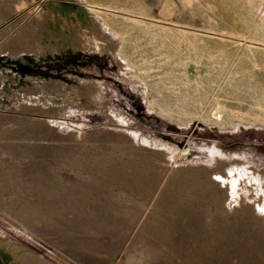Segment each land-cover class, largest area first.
<instances>
[{
  "label": "rangeland",
  "instance_id": "1",
  "mask_svg": "<svg viewBox=\"0 0 264 264\" xmlns=\"http://www.w3.org/2000/svg\"><path fill=\"white\" fill-rule=\"evenodd\" d=\"M1 1L0 244L51 264H85L84 238L71 229H81L80 220L91 227L93 218L116 214V222L132 225L87 234L115 241L117 232L125 235L113 264L133 238V264H264V0H242L241 27L230 22L220 0H79L103 18L99 33L82 14L63 18L75 10L60 0H49L48 18L38 14L42 25L35 19L41 5L24 13L40 0ZM74 30L78 41L96 48L73 45ZM37 175L88 182V188L44 193L29 185ZM206 181L222 193V204L200 186ZM146 213L165 225V243L139 229ZM206 226L218 231L212 241Z\"/></svg>",
  "mask_w": 264,
  "mask_h": 264
},
{
  "label": "bare ground",
  "instance_id": "2",
  "mask_svg": "<svg viewBox=\"0 0 264 264\" xmlns=\"http://www.w3.org/2000/svg\"><path fill=\"white\" fill-rule=\"evenodd\" d=\"M29 1V0H28ZM31 1V0H30ZM34 1V0H33ZM61 1H64V2H68V3H70V4H73V5H75L76 7H82L85 11H84V14L85 15H83V23L84 24H89L90 26H89V28H91L92 30H94V31H96L97 32V30L99 29V25L101 24V22L103 23V18L102 17H100L99 15H95V13L90 9V8H86L83 4H81V3H79V0H60L59 2H61ZM221 2V4H224L225 6H223V8L225 7H227L228 8V10H229V13H230V19H231V21L230 22H233L234 24H236V25H238L237 27H241L245 22H246V19L245 18H243V11H241V10H243L244 8H245V3H243L242 2V0H220ZM219 3V4H220ZM226 3H228V4H226ZM0 5H2L3 6V2L0 0ZM13 5H14V2H13ZM39 5H41L40 6V9L38 10V7H39ZM11 6V5H10ZM28 6H32L30 9H28V11L26 10L24 13H28V12H33V11H37V15L35 16L36 18V21L38 22V24H43V20L41 19L43 16H45V18H48L47 16V13H49L48 11H51V12H53V10H52V6H51V4H49V0H40V2H36L35 4H32V2H30V5H28ZM221 6V5H220ZM13 7H15V6H13ZM1 8V7H0ZM4 8V7H3ZM11 8V7H10ZM224 8V9H225ZM16 9V8H15ZM14 9V10H15ZM5 10V9H4ZM245 10V9H244ZM6 11V10H5ZM248 11V10H247ZM226 12V11H225ZM11 13V12H10ZM29 13V14H30ZM32 14V13H31ZM38 14H40V17L41 18H39L38 17ZM227 14V13H226ZM6 15H8V14H6ZM228 15V14H227ZM243 15V16H242ZM31 16V15H30ZM30 16H29V19H30ZM34 16V15H33ZM76 16H77V13L76 12H73V13H71V14H68V15H66L65 17H64V15H62V17L63 18H67L68 20H75L76 19ZM96 16V17H95ZM98 16V17H97ZM20 19H21V17H19ZM27 18V17H26ZM55 18V17H54ZM28 19V20H29ZM34 20V19H33ZM59 20V19H58ZM62 20V19H61ZM96 21H98L97 23H96ZM17 22H19V19H15V20H13L12 21V25H14V24H16ZM31 22H33V21H31ZM36 22V23H37ZM232 23V24H233ZM48 24V23H47ZM19 25V24H18ZM41 25H40V27H41ZM103 25H104V23H103ZM106 25V24H105ZM46 26V25H45ZM101 26H102V24H101ZM39 27V28H40ZM103 27V26H102ZM21 28V27H20ZM71 28H72V26H71ZM23 29H24V27H23ZM100 29H101V27H100ZM62 30V29H61ZM108 30V29H107ZM2 31V30H1ZM63 31V30H62ZM69 31H70V29H69ZM42 32V31H41ZM45 32V31H44ZM68 32V31H67ZM62 33V32H61ZM97 33H99V31L97 32ZM110 33H112V32H110ZM114 33V32H113ZM79 33H78V31H75L74 30V34H73V39L72 40H74V41H72V44L73 45H75V46H79L80 48H82V49H90L89 51H91V49L92 50H94L95 48H96V46H97V44L96 45H94V44H92V43H85V44H82V42L81 41H78L79 40V38H80V36L78 35ZM96 34V33H95ZM45 35V34H44ZM115 35V34H114ZM113 35V36H114ZM32 36H33V34H32ZM34 36H35V33H34ZM38 36V35H37ZM48 36H49V34H48ZM47 36V37H48ZM63 36V35H62ZM70 36V35H69ZM98 36V35H97ZM45 37V36H44ZM60 37V36H59ZM58 37V38H59ZM67 37V36H66ZM116 37V36H115ZM35 38V37H34ZM33 38V39H34ZM38 38V37H37ZM49 38V37H48ZM63 38V37H62ZM32 39V40H33ZM54 39V38H53ZM96 39V38H95ZM113 39V38H112ZM116 39V38H115ZM118 39V38H117ZM57 40V39H56ZM63 40V39H62ZM66 40V39H65ZM68 40V39H67ZM66 40V41H67ZM110 40H111V38H110ZM119 40V39H118ZM39 41H41V40H39ZM46 41V40H45ZM47 41H49V39L47 40ZM52 41V40H51ZM50 41V42H51ZM113 41V40H112ZM43 42V41H42ZM54 42H56L57 44H62L61 42H59V41H54ZM246 42V40L244 41V43ZM26 43V42H25ZM117 43H119V42H117ZM254 43V42H253ZM37 44H38V42H37ZM37 44H36V46H37ZM53 44V43H52ZM110 45H111V43H109ZM114 44H115V42H114ZM45 46V45H44ZM54 46V45H53ZM61 46H63V45H61ZM39 47V46H38ZM42 47V46H41ZM114 47V46H113ZM116 47V46H115ZM118 47V46H117ZM23 48V47H22ZM54 48V47H53ZM119 48V47H118ZM117 48V49H118ZM24 49V48H23ZM79 49V48H78ZM102 49V48H101ZM116 49V48H115ZM120 49V48H119ZM29 51V50H28ZM87 51V50H86ZM104 51V50H103ZM110 51V50H109ZM94 52V51H93ZM101 52H102V50H101ZM112 52V51H111ZM98 53V52H97ZM114 53V52H113ZM115 55H117V54H115ZM119 55V54H118ZM122 61H123V59H122ZM125 62V61H124ZM119 63V62H118ZM117 63V64H118ZM123 64V63H122ZM122 64L120 65L121 67H122ZM123 66H125V65H123ZM126 67H127V65H126ZM120 69H125V68H120ZM128 69V68H127ZM126 70V69H125ZM129 70V69H128ZM126 73V72H125ZM132 73V72H131ZM44 82V81H43ZM54 82V81H53ZM57 82V81H56ZM50 83V82H49ZM48 83V84H49ZM55 83V82H54ZM56 84H58V82L56 83ZM92 84V83H91ZM49 85H51V84H49ZM46 86V85H45ZM48 86V85H47ZM52 86V85H51ZM56 86V85H55ZM88 86H89V84H88ZM91 86V85H90ZM57 87V86H56ZM84 87V86H83ZM28 88V87H27ZM52 88V87H51ZM88 90H89V88H87ZM73 91V90H72ZM90 94H91V92H90ZM93 95V94H92ZM88 96V95H87ZM69 97V96H68ZM89 97H90V95H89ZM65 99H66V97H65ZM57 100V99H56ZM60 103V102H59ZM56 106V105H55ZM64 106V105H63ZM54 107V106H53ZM58 107V105L56 106V108ZM44 108V107H43ZM50 108H51V106H50ZM60 108V107H59ZM221 108V107H220ZM54 109V108H53ZM56 111V110H55ZM111 112V111H110ZM215 114V113H214ZM216 115V114H215ZM10 116V115H9ZM123 118V117H122ZM212 118V117H211ZM40 122V121H39ZM43 123V122H42ZM20 124V123H19ZM44 125V124H43ZM23 126V125H22ZM22 126H20V127H22ZM24 127V126H23ZM25 127H27V126H25ZM6 128V127H5ZM4 128V129H5ZM42 128V127H41ZM43 129V128H42ZM19 130V129H18ZM4 131V130H3ZM21 131H23V130H21ZM41 131V130H40ZM71 131V130H70ZM9 133V132H8ZM21 133V132H20ZM19 133V134H20ZM44 133V132H43ZM109 133V132H108ZM113 134V133H112ZM23 135V134H22ZM46 135V134H45ZM99 135V134H98ZM98 135H97V137H98ZM17 136V135H16ZM19 136V135H18ZM25 135H23V137H24ZM31 136V135H30ZM42 136H44L43 134H41V137ZM118 136V134L116 135V137ZM40 137V136H39ZM46 137V136H45ZM49 137V136H48ZM21 138H22V136H21ZM58 138H60V137H58ZM133 138V137H132ZM16 139H17V137H16ZM19 139V138H18ZM17 139V140H18ZM25 139V138H24ZM49 139V138H48ZM53 139V138H52ZM61 139H62V137H61ZM109 139V138H108ZM20 140V139H19ZM18 140V141H19ZM86 140V139H85ZM21 141V140H20ZM63 141V140H62ZM121 141V140H120ZM142 141V140H141ZM21 142H25V141H21ZM42 142V141H41ZM116 142V141H115ZM119 142V141H118ZM6 143V142H5ZM19 143V142H18ZM38 143V142H37ZM145 143H147V142H145ZM153 143V142H152ZM157 143V142H156ZM17 144V143H16ZM21 144H23V143H21ZM21 144H19V145H21ZM24 144H26V143H24ZM54 144V143H53ZM65 144V143H64ZM131 144V143H130ZM151 144V143H150ZM15 145V144H14ZM32 145V144H31ZM58 145V144H57ZM62 145V144H61ZM61 145H59V146H61ZM66 145V144H65ZM153 145V144H152ZM23 146V145H22ZM33 146V145H32ZM72 146H74V145H72ZM120 146V145H119ZM18 147H20V146H18ZM27 147V146H26ZM30 147V146H29ZM75 147V146H74ZM123 147V146H122ZM159 147V146H158ZM161 147V146H160ZM164 147V146H163ZM70 148V147H69ZM154 148V147H153ZM33 149V148H32ZM61 150V149H60ZM72 150V149H71ZM74 150V149H73ZM21 151V150H20ZM59 151V150H58ZM68 151V150H67ZM66 151V152H67ZM169 151V150H168ZM75 152V151H74ZM146 152V151H145ZM163 151H161L160 153H162ZM254 152V151H253ZM57 153V152H56ZM69 153V152H68ZM164 153V152H163ZM168 153V152H167ZM153 154V153H152ZM165 154V153H164ZM252 154V153H251ZM254 154V153H253ZM252 154V155H253ZM258 154V153H257ZM60 155V154H59ZM76 155V154H75ZM144 155V154H143ZM169 155V154H168ZM57 156V155H56ZM69 156V155H68ZM164 156H166V154L165 155H163V157ZM172 156V155H171ZM257 156V155H256ZM260 156V155H259ZM63 157V156H62ZM148 157H150V156H148ZM154 157V156H153ZM243 157V156H242ZM241 157V158H242ZM64 158V157H63ZM74 158V157H73ZM236 158V157H235ZM234 158V159H235ZM245 158H248V156L246 155V157ZM244 158V160H246ZM251 158V157H250ZM254 158V157H253ZM255 158H257V157H255ZM75 159V158H74ZM146 159H148V158H146ZM164 159V158H163ZM222 159V158H221ZM234 159H232V161L234 160ZM260 159V158H259ZM166 160V159H165ZM253 160V159H252ZM252 160H251V162H252ZM163 161V160H162ZM167 161H169V160H167ZM236 159H235V161H233V162H235L236 163ZM256 161V160H255ZM244 163H245V161H243ZM247 162V161H246ZM261 162V161H260ZM68 163H70V162H68ZM230 163H232V162H230ZM238 163V162H237ZM239 163H242V162H240V160H239ZM238 163V164H239ZM74 164V163H73ZM237 164V165H238ZM243 164V163H242ZM246 164V163H245ZM96 165V164H95ZM183 165V164H182ZM244 165V164H243ZM259 165V164H258ZM258 165H256V168H257V166ZM71 166H72V164H71ZM176 166V165H175ZM247 166H251L250 164H248ZM260 166H262V165H260ZM264 166V165H263ZM74 167H76V166H74ZM240 167H242V165L240 166ZM79 168V167H78ZM85 168V167H84ZM176 168V167H175ZM250 168V167H249ZM255 168V167H254ZM261 168V167H260ZM76 169V168H75ZM81 169V168H80ZM241 169V168H240ZM244 169H245V167H244ZM246 169H248V168H246ZM262 169V168H261ZM261 169H259V170H261ZM79 170V169H78ZM166 170V169H165ZM243 170V169H242ZM254 170V169H253ZM253 170H251V171H253ZM75 171V170H74ZM74 171H73V173H74ZM81 171V170H80ZM89 171H91V170H89ZM95 171V170H94ZM234 171H235V169H234ZM264 171V170H263ZM263 171H259V172H263ZM20 172V171H19ZM35 172V171H34ZM77 172V171H76ZM250 172V171H249ZM254 172H255V170H254ZM258 172V174H260ZM55 173V172H54ZM84 173H85V171H84ZM99 173V172H98ZM242 173H244V172H242ZM264 173V172H263ZM263 173H261V176L263 177ZM250 174V173H249ZM252 174V173H251ZM224 175V174H223ZM253 175H254V173H253ZM55 176V175H54ZM63 176V175H62ZM77 176V175H76ZM80 177H81V175H79ZM78 176V177H79ZM250 176H252V175H250ZM255 176H256V174H255ZM254 176V177H255ZM51 177V176H50ZM247 177V176H246ZM258 177H260V176H258ZM31 179V178H30ZM50 179V178H49ZM48 179V177L46 178V177H41V175L40 176H36L35 178H33L31 181H30V183H29V185H31V186H36L37 187V190H38V188L39 189H41L42 191H43V189H44V193H45V189L46 188H48V187H52V189H51V191L53 190L54 191V193H57L58 192V190L60 189V188H64L65 186H70V185H74V187H77V188H83L84 190L86 189V188H88V187H86L87 186V183L85 184L86 186H84V184H82V181L80 182L79 180H76L75 179V181L74 182H72V184L68 181V180H64L63 178H60L59 176L58 177H54V178H52L51 180H49ZM110 179V178H109ZM243 179H244V177H243ZM255 179V178H254ZM261 179V178H260ZM258 180V181H261V180ZM82 180V179H81ZM90 180V179H89ZM240 180V179H239ZM263 180H264V178H263ZM79 181V182H78ZM92 181H93V179H92ZM108 181V180H107ZM127 181V180H126ZM125 181V182H126ZM233 181H234V179H233ZM252 181V180H251ZM255 181V180H254ZM84 182V181H83ZM91 181H89V183H90ZM253 182V181H252ZM262 182V181H261ZM27 183V182H26ZM26 183H24L25 185H28V183L26 184ZM119 183V182H118ZM254 183H256V182H254ZM258 183V182H257ZM256 183V184H257ZM93 184H96V183H93ZM109 184V183H108ZM112 184V183H111ZM120 184V183H119ZM130 184V183H129ZM210 181H206V182H202V184L200 185L202 188H204L205 190H207L206 191V194H207V196H211V197H213V199H215V200H217L218 201V203L219 204H222V201H223V198L221 197V196H223V195H220V193L219 194H217L216 193V190L213 188V186H210ZM215 184V183H214ZM222 184V183H221ZM262 184V183H261ZM264 184V183H263ZM262 184V188L264 187V185ZM23 185V184H22ZM91 185V184H90ZM97 185H98V183H97ZM92 186V185H91ZM102 186V185H101ZM131 186V185H130ZM258 186V185H257ZM28 187V186H27ZM27 187L25 188V190L27 189ZM73 187V188H74ZM97 187V186H96ZM210 187H212L213 189H212V191H211V188ZM21 188V187H20ZM19 188V189H20ZM23 188V187H22ZM130 188V187H129ZM248 188V187H247ZM257 188V187H256ZM259 188V187H258ZM49 189V188H48ZM92 189H94V188H92ZM100 189V188H99ZM223 189V188H222ZM221 189V190H222ZM40 190V191H41ZM97 190V189H96ZM102 190V189H101ZM220 190V191H221ZM258 190V189H257ZM48 191H50V189L48 190ZM21 192V191H20ZM84 192V191H83ZM94 192V191H93ZM93 192H91V193H93ZM24 193V192H23ZM41 193V192H40ZM47 193V192H46ZM52 193V192H51ZM53 193V194H54ZM88 193V192H87ZM86 193V194H87ZM256 193V192H255ZM77 194V193H76ZM89 194H90V192H89ZM222 194V193H221ZM257 194V193H256ZM261 194V193H260ZM78 195V194H77ZM84 195H85V193H84ZM88 195V194H87ZM86 195V196H87ZM90 195H92V194H90ZM102 195V194H101ZM254 195V194H253ZM39 196V195H38ZM56 196V195H55ZM57 196H59V195H57ZM67 196V195H66ZM69 196V195H68ZM78 196H80V194L78 195ZM52 197V196H51ZM50 197V198H51ZM64 199L66 200V197H65V194H64ZM63 197H62V199H63ZM76 197V196H75ZM90 197V196H89ZM93 197V196H92ZM264 197V196H263ZM28 198H30V197H28ZM46 198H48V196L46 197ZM71 198V197H70ZM82 197H79V199H81ZM97 198V197H96ZM25 199V198H24ZM52 199V198H51ZM55 199H58L57 197L55 198ZM59 199H61L60 197H59ZM58 199V201H60ZM61 199V200H62ZM63 199V200H64ZM83 199V198H82ZM87 199H89V198H87ZM92 199V198H91ZM103 199V198H102ZM254 199V198H253ZM49 200V199H48ZM73 202L75 201V199H71ZM90 200V199H89ZM31 201V200H30ZM37 201V200H36ZM51 201V200H50ZM49 201V202H50ZM68 201H69V197H68ZM67 201V202H68ZM84 201V200H83ZM93 201V200H92ZM98 201V200H97ZM99 201H100V199H99ZM32 202V201H31ZM34 202V201H33ZM48 202V203H49ZM57 202V201H56ZM55 202V203H56ZM61 202V201H60ZM66 202V201H65ZM64 202V203H65ZM107 202V201H106ZM105 202V203H106ZM262 202V201H261ZM39 203V202H38ZM38 203H37V205H38ZM45 203V202H44ZM54 203V204H55ZM68 203H70V202H68ZM72 203V202H71ZM74 203H76V202H74ZM95 203H96V201H95ZM104 203V204H105ZM260 203V202H259ZM258 203V204H259ZM23 204H25V202L23 203ZM51 204H53V203H51ZM57 204H59V203H57ZM77 204V203H76ZM80 202H79V206H80ZM109 204V203H108ZM112 204H114V201H113V203ZM117 204H118V201H117ZM120 204V203H119ZM218 204V205H219ZM66 206H67V204H65ZM74 205V204H73ZM83 205V204H82ZM261 205V204H260ZM40 206H41V204H40ZM39 206V207H40ZM46 205L44 204V206H41V207H45ZM54 206V205H53ZM55 206H56V204H55ZM54 206V208H56V207H58L59 208V206L57 205L56 207ZM71 206H72V204H71ZM77 207H78V205H76ZM100 206H102V204H100ZM104 206V205H103ZM112 206V205H111ZM25 207H26V205H25ZM27 207H29V206H27ZM39 207H36V205H35V207H33V208H38V209H41V208H39ZM75 207V206H74ZM84 207V206H83ZM83 207H81V208H83ZM48 208V207H47ZM46 208V209H47ZM66 207H64V208H62V209H65ZM68 208H70V209H72L71 207H69L68 206ZM76 208V207H75ZM79 208V207H78ZM77 208V209H78ZM81 208H79L80 210H82ZM88 208H89V206H88ZM93 208H95V207H93ZM123 208V207H122ZM125 208H126V214H127V212L129 211V210H131V208H129L128 206L126 207V205H125ZM124 208V209H125ZM135 208V207H134ZM29 209H31V207H29ZM67 209V208H66ZM79 209H78V211H79ZM87 209V208H86ZM85 209V210H86ZM75 210V209H74ZM89 210H91V209H87L86 211H89ZM92 210H99V209H97V208H95V209H92ZM101 210H103V209H101ZM107 212H108V210L107 209H105ZM139 210V209H138ZM239 210H241V209H239ZM77 211V212H78ZM111 211V210H110ZM114 211V210H113ZM220 211V210H219ZM222 211V210H221ZM30 212V210L28 211V213ZM40 212V211H39ZM60 212V211H59ZM65 212H66V210H65ZM65 212H63V213H65ZM75 212H76V210H75ZM76 212V213H77ZM83 212V211H82ZM224 212V211H223ZM223 212H221L222 213V216H220V214H219V217H221V219H223ZM31 213H33V212H30V214ZM43 213V212H42ZM44 213H45V211H44ZM46 213H48V212H46ZM52 213H58L56 210L55 211H52ZM62 213V214H63ZM83 213H85L86 214V212L84 211ZM103 213H104V211H103ZM116 213V212H115ZM129 213V212H128ZM60 214H61V212H60ZM97 214V213H96ZM108 214V213H107ZM138 214V213H137ZM139 214H141V213H139ZM138 214V215H139ZM34 215H35V213H34ZM45 215V214H44ZM48 215H50V214H48ZM91 217L92 216H94L93 215V213L90 211V214H89ZM99 215V214H98ZM104 215V214H103ZM40 216H43V215H40ZM53 215H51V217H52ZM60 216H62V215H60ZM74 216V215H73ZM90 216H89V218H90ZM97 216V215H96ZM95 216V217H96ZM114 215L112 214V216H110V217H112V218H110V220L109 219H107V220H105L104 218H102L101 216L100 217H98L96 220L93 218L92 220L93 221H95L94 223H93V221L91 220V218H90V220L92 221L91 223H92V226L94 225L95 227H97L98 229H99V231H98V229H93L92 231H91V229H89V227H90V223L88 224V220L87 221H84V220H78L79 221V223H83V224H79L80 225V227H81V229H79V228H77V229H75V228H73V229H71L72 230V232L74 231H76V232H78V234H79V232H81L80 234L81 235H79V237H82V238H84V242L83 243H85L84 244V246H86V248H87V251H85V252H83V257H81L80 259H81V261H83L85 264H113V260H114V252L116 251V252H118L119 251V247H120V244L122 243L121 242V239H122V235L123 236H125L124 234H122V232H115L117 235H116V238H117V241H115V240H113V238L110 240V236H109V238H108V236H106V235H101V236H99V237H97V238H93V236H87V234H90V233H92V234H95V235H100V233H102V231H106V230H108V229H111V228H114V229H116V228H118V227H121V226H131L132 225V222H130V221H128V220H126V221H124V222H122V223H120L119 224V222H116L115 221V219H116V214H115V216L113 217ZM119 216V215H118ZM117 216V217H118ZM225 217L227 216V215H224ZM37 217H38V215H37ZM36 217V218H37ZM45 217V216H44ZM72 217V216H71ZM76 217V216H75ZM120 217V216H119ZM117 218V219H121V218ZM123 217V216H122ZM219 217H217L218 219H219ZM225 217H224V219H225ZM260 217V216H259ZM39 218V217H38ZM38 218H37V220H38ZM64 218H66V217H64ZM68 218V217H67ZM83 218V217H82ZM85 219H86V217H84ZM140 218V217H139ZM40 219V218H39ZM51 219V218H50ZM56 219H58L57 217H56ZM141 219V218H140ZM228 219V218H227ZM49 220V219H48ZM47 220V221H48ZM51 220H54V218L53 219H51ZM59 220V219H58ZM64 220V219H63ZM72 220V219H71ZM71 220H70V222H71ZM73 220H75V218L73 219ZM109 220V221H108ZM135 220V219H134ZM215 220V219H214ZM220 220V219H219ZM40 221H42V220H40ZM56 221V220H55ZM121 221H122V219H121ZM170 221V220H169ZM228 221H229V219H228ZM61 223H62V221H60ZM67 222H68V220H67ZM166 222V221H165ZM60 223V224H61ZM63 223H64V221H63ZM69 223V222H68ZM72 223V222H71ZM73 223H75V222H73ZM72 223V224H73ZM78 223V222H77ZM134 223V222H133ZM166 224V223H165ZM61 225H63V224H61ZM71 225V224H70ZM78 225V224H77ZM167 225V224H166ZM211 225V224H210ZM49 226V225H48ZM66 226V225H65ZM91 226V227H92ZM93 226V227H94ZM162 226H165V225H163V223H161V221H158V216L156 215V214H150V213H146V214H144L143 215V217H142V220L139 222V229H148V230H150V231H152L154 234H156V236L158 237V238H160V239H163V242L165 243L166 241H165V239L166 240H168L169 239V237H167V235H165V233H164V231H163V228H161ZM213 226V225H212ZM212 226H206V229H207V231L209 232V234H210V236H208L209 237V240L210 241H212V238H213V236L216 234H214L213 232L215 231V232H218L217 230H215V228L214 227H212ZM54 227V226H53ZM90 227V228H91ZM61 228H65V227H61ZM66 229V228H65ZM68 229V228H67ZM169 229V228H168ZM98 232H97V231ZM112 230V229H111ZM68 231V230H67ZM167 231V230H166ZM71 232V231H70ZM73 232V233H74ZM75 232V233H76ZM108 232H109V230H108ZM111 234V233H110ZM109 234V235H110ZM114 234V233H113ZM126 234V233H125ZM108 235V234H107ZM169 235V234H168ZM112 236V235H111ZM172 236V235H171ZM207 238V237H206ZM215 238V237H214ZM207 241H208V239H207ZM107 243L109 244H111V246L112 247H110V248H108V247H106L107 246ZM134 243H135V239L133 238L132 239V241L130 242V245H128L127 247H126V249L123 251V253L121 254V257H120V263L119 264H133V263H130V262H128V258L130 257L129 255H132L133 253H134V255H136L135 253H136V251L137 250H135V248H133V246H134ZM174 243V242H173ZM206 243V242H205ZM202 244V243H201ZM204 244V243H203ZM202 244V245H203ZM208 244H209V242H208ZM212 244V243H211ZM211 244H210V247H211ZM6 245H7V243H6ZM5 244H0V264H51V263H49V262H47L46 260H41V259H39L38 257H37V255L36 254H34L33 252H31V251H29V250H27V249H25V248H22V247H19V246H6ZM173 245V244H172ZM78 246V245H77ZM110 246V245H109ZM178 246V245H177ZM105 247L108 249V250H110L111 252H112V254H111V256H105V257H102V256H97V255H95V254H93V251H92V248H95V249H99V250H101L102 252L104 251V252H107V253H109V251L107 250V249H105ZM201 247V246H200ZM208 247V246H207ZM84 248V247H83ZM86 248H84V250H86ZM88 248H90L91 249V251H90V249H88ZM104 248V249H103ZM114 248V249H113ZM173 248L175 249L176 248V251H180V250H178V248L177 247H175L174 245H173ZM202 249H201V251H203L204 250V248H203V246L201 247ZM180 249V248H179ZM200 248H198V250H199ZM107 250V251H106ZM206 251H208V250H206ZM100 251H98V253H99ZM103 252V253H104ZM203 252H205V251H203ZM97 253V252H96ZM195 253H197V252H195ZM200 253V252H199ZM202 254V253H201ZM200 254V255H201ZM205 253H203L202 255H204ZM207 254V253H206ZM82 255V254H81ZM80 255V256H81ZM196 255V254H195ZM163 256V255H162ZM197 256V255H196ZM158 257V256H157ZM157 257H155V259L153 260L154 262H156L157 260H158V258ZM78 259H79V257H78ZM164 259H166L165 257H164ZM161 257H160V262H161ZM69 261V260H68ZM80 261V262H81ZM172 261V260H171ZM153 262V263H154ZM162 262H164V261H162ZM161 262V263H162ZM166 262H167V260H166ZM82 263V262H81ZM154 264H156V263H154ZM158 264V263H157ZM166 264V263H165Z\"/></svg>",
  "mask_w": 264,
  "mask_h": 264
},
{
  "label": "water",
  "instance_id": "3",
  "mask_svg": "<svg viewBox=\"0 0 264 264\" xmlns=\"http://www.w3.org/2000/svg\"><path fill=\"white\" fill-rule=\"evenodd\" d=\"M60 4H61V6L65 9V10H70V9H74L75 11L74 12H76L77 14H82V16L83 15H85L84 14V9L82 8V7H76L75 5H73V4H70V3H68V2H64V1H61V2H59Z\"/></svg>",
  "mask_w": 264,
  "mask_h": 264
}]
</instances>
